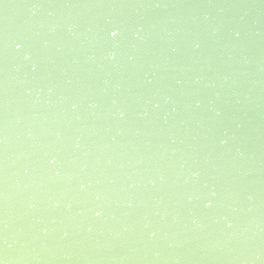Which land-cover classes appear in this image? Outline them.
<instances>
[{"label": "water", "instance_id": "water-1", "mask_svg": "<svg viewBox=\"0 0 264 264\" xmlns=\"http://www.w3.org/2000/svg\"><path fill=\"white\" fill-rule=\"evenodd\" d=\"M0 261L264 264V0H0Z\"/></svg>", "mask_w": 264, "mask_h": 264}, {"label": "snow or ice", "instance_id": "snow-or-ice-1", "mask_svg": "<svg viewBox=\"0 0 264 264\" xmlns=\"http://www.w3.org/2000/svg\"><path fill=\"white\" fill-rule=\"evenodd\" d=\"M116 33H113V35H115ZM17 47H20V45H17ZM54 162V161H53ZM209 204H211V201L209 202ZM97 215H100V213L98 212ZM0 264H3L2 261H0Z\"/></svg>", "mask_w": 264, "mask_h": 264}]
</instances>
